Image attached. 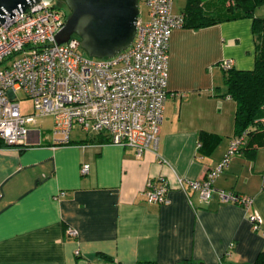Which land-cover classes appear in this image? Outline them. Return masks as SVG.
Instances as JSON below:
<instances>
[{
    "label": "crops",
    "instance_id": "crops-1",
    "mask_svg": "<svg viewBox=\"0 0 264 264\" xmlns=\"http://www.w3.org/2000/svg\"><path fill=\"white\" fill-rule=\"evenodd\" d=\"M253 39L249 19L170 32L158 145L140 158L80 131L56 146L61 136L52 135L49 117L28 125L20 152L0 147V264H253L264 252V149L231 157L207 203L176 187L177 178L199 180L225 156L235 105L216 64L251 70ZM199 132L219 137L209 156L197 153ZM159 178L170 186L166 202L148 204L145 185ZM216 191L251 198L250 209L220 202ZM252 211L261 220L256 231L246 220Z\"/></svg>",
    "mask_w": 264,
    "mask_h": 264
},
{
    "label": "built area",
    "instance_id": "built-area-1",
    "mask_svg": "<svg viewBox=\"0 0 264 264\" xmlns=\"http://www.w3.org/2000/svg\"><path fill=\"white\" fill-rule=\"evenodd\" d=\"M173 0H142L146 20L138 16L131 45L111 59L88 58L78 37L71 36L57 45L53 35L63 27L66 10L56 3L34 4L23 13L4 17L0 25V140L7 148H21L27 143L29 124L36 117H49L52 135L58 146L68 143L76 126L87 135H101L108 144L131 148L134 155L156 149L167 98V57L170 32L181 29L182 14L171 13ZM223 72L231 60L217 65ZM23 92L32 103V115L20 114L16 93ZM170 96L172 94H169ZM38 132V131H36ZM226 154L218 165L196 181L176 179V187L196 193L199 202L207 203L213 192L214 178L226 169L237 154L241 138L232 137ZM80 167V175L88 172ZM168 183L159 178L145 185L148 204H165ZM60 192L58 197L63 196ZM220 202L250 209L251 198L216 191ZM246 220L252 231L260 227L255 212ZM76 232L66 230L74 238ZM77 254V251L75 252Z\"/></svg>",
    "mask_w": 264,
    "mask_h": 264
},
{
    "label": "trees",
    "instance_id": "trees-1",
    "mask_svg": "<svg viewBox=\"0 0 264 264\" xmlns=\"http://www.w3.org/2000/svg\"><path fill=\"white\" fill-rule=\"evenodd\" d=\"M262 5L264 0H185L180 12L182 27L191 29L239 19L251 21L254 38L251 70L239 71L231 66L223 76L224 96L232 99L235 105L233 137L242 139L237 154L249 158L254 156L257 149H264V20L253 16L254 10ZM197 141V153L209 156L220 140L215 134L199 132ZM104 143L108 144V140L103 136L101 144ZM0 147H4L1 140ZM17 149L19 152L22 150ZM253 264H264V252Z\"/></svg>",
    "mask_w": 264,
    "mask_h": 264
},
{
    "label": "water",
    "instance_id": "water-1",
    "mask_svg": "<svg viewBox=\"0 0 264 264\" xmlns=\"http://www.w3.org/2000/svg\"><path fill=\"white\" fill-rule=\"evenodd\" d=\"M64 4L68 14L53 35L57 45L77 36L80 48L89 58L111 59L133 42L138 20L139 0H0V25L40 2Z\"/></svg>",
    "mask_w": 264,
    "mask_h": 264
},
{
    "label": "rangeland",
    "instance_id": "rangeland-1",
    "mask_svg": "<svg viewBox=\"0 0 264 264\" xmlns=\"http://www.w3.org/2000/svg\"><path fill=\"white\" fill-rule=\"evenodd\" d=\"M172 2H173L172 12L178 14L180 12V10H182L185 2H184V0H173ZM138 4H139L138 16H140V18L142 17V19H143V18H145V15H144L145 10L143 8L142 1L139 0ZM56 5L61 7L60 4H56ZM61 9L66 10L67 14H68V10L64 6V4L61 7ZM253 16L264 20V5L255 9ZM179 95H182V94H179ZM16 102L19 105L20 114H24V115H32L33 114L32 103L28 99L25 98V95L22 91L16 93ZM72 131H79V128L75 126Z\"/></svg>",
    "mask_w": 264,
    "mask_h": 264
},
{
    "label": "flooded vegetation",
    "instance_id": "flooded-vegetation-1",
    "mask_svg": "<svg viewBox=\"0 0 264 264\" xmlns=\"http://www.w3.org/2000/svg\"><path fill=\"white\" fill-rule=\"evenodd\" d=\"M56 4H60V6L62 7L63 6V3L62 2H59V1H54ZM64 10V9H63Z\"/></svg>",
    "mask_w": 264,
    "mask_h": 264
}]
</instances>
